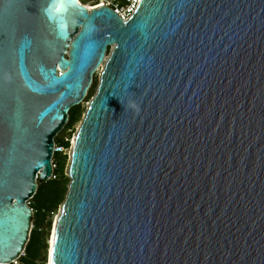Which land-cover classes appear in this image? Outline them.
<instances>
[{
    "label": "water",
    "instance_id": "obj_1",
    "mask_svg": "<svg viewBox=\"0 0 264 264\" xmlns=\"http://www.w3.org/2000/svg\"><path fill=\"white\" fill-rule=\"evenodd\" d=\"M100 66L51 264H264V0H0V264Z\"/></svg>",
    "mask_w": 264,
    "mask_h": 264
},
{
    "label": "rangeland",
    "instance_id": "obj_2",
    "mask_svg": "<svg viewBox=\"0 0 264 264\" xmlns=\"http://www.w3.org/2000/svg\"><path fill=\"white\" fill-rule=\"evenodd\" d=\"M94 1L96 0H80V2H82L84 5H87L90 7L93 6ZM102 66H100L99 69L94 74L93 82L88 91V95L86 96L84 101L80 103L79 105L73 107L76 110L75 112L76 115H75V121L70 126V129H68V125L66 124L64 129L59 133V135L55 139L56 140V152L54 154L53 161H55L56 170H55V175L52 178L56 179L60 184L59 186L61 188V195H62L61 198L62 199L59 202H57L58 204L56 206V209H54L55 211L50 213L49 217L46 219V221L42 225L43 234L41 235L40 243L38 245L40 250L38 251V257L36 260V264H48V252L47 251L49 249L50 238L52 237V233H53L56 220L61 213L62 206L65 201L64 198H66L68 187L71 181L70 176H69V169H70L71 154H72L74 139L82 124V121L86 114L89 103L97 92L98 85L100 82V74L103 68ZM63 139L69 142L68 147L57 144ZM56 162H57V165H56ZM50 180L48 181L38 180V184L45 185L46 183L50 182ZM30 206L33 207L32 208L33 209L32 231H33L34 229L36 230L38 228V225L36 222V217H37L36 199L30 200ZM49 220H51V227L49 230V235H48V240H47L48 248L46 249L43 238L47 236V224ZM32 231H31V234H32ZM20 263H22L21 260H20Z\"/></svg>",
    "mask_w": 264,
    "mask_h": 264
},
{
    "label": "trees",
    "instance_id": "obj_3",
    "mask_svg": "<svg viewBox=\"0 0 264 264\" xmlns=\"http://www.w3.org/2000/svg\"><path fill=\"white\" fill-rule=\"evenodd\" d=\"M80 3L83 4L82 2ZM97 3L98 2L96 0L93 2V5ZM87 7H90V6H87ZM75 112L76 110L74 108L71 109L69 112V121L67 123L68 129H70V126L75 121V115H76ZM55 143H56V140H55ZM57 144L68 147L69 142L63 139ZM53 164L55 165V161H53ZM56 165H57V162H56ZM55 170H56V167L54 169V175H55ZM59 185H60L59 182L53 178H51L50 182L46 183L45 185L38 184L37 193L32 198V199H36L37 201L36 222H37L38 228L32 231V234L30 236V241L26 245V249L24 252L25 254H23L18 259V264H36V260L38 257V251L40 250L38 245L40 243L41 235L43 234L42 225L46 221V219L49 217L50 213L55 211L54 209H56V206L58 204L57 202H59L62 199L61 198L62 196L61 188ZM50 227H51V220H49L47 224V236L43 238L46 249L48 248L47 240H48ZM20 260L22 263H20Z\"/></svg>",
    "mask_w": 264,
    "mask_h": 264
},
{
    "label": "built area",
    "instance_id": "obj_4",
    "mask_svg": "<svg viewBox=\"0 0 264 264\" xmlns=\"http://www.w3.org/2000/svg\"><path fill=\"white\" fill-rule=\"evenodd\" d=\"M141 0H97V4L91 6L97 8L100 6H109L112 8L121 18L126 20L136 10ZM56 151V150H55ZM53 169L55 165L53 164ZM10 264H18V260L13 261Z\"/></svg>",
    "mask_w": 264,
    "mask_h": 264
},
{
    "label": "bare ground",
    "instance_id": "obj_5",
    "mask_svg": "<svg viewBox=\"0 0 264 264\" xmlns=\"http://www.w3.org/2000/svg\"><path fill=\"white\" fill-rule=\"evenodd\" d=\"M79 3H80V1L79 0H77ZM81 4V3H80ZM87 8H91V7H87ZM89 91V90H88ZM74 142H75V139H74ZM56 224V223H55ZM54 231H55V228L53 229V233H52V237L50 238V246H49V250L51 251V246L53 245V240H54ZM48 264H51V252H50V254H49V260H48Z\"/></svg>",
    "mask_w": 264,
    "mask_h": 264
},
{
    "label": "flooded vegetation",
    "instance_id": "obj_6",
    "mask_svg": "<svg viewBox=\"0 0 264 264\" xmlns=\"http://www.w3.org/2000/svg\"><path fill=\"white\" fill-rule=\"evenodd\" d=\"M80 1V0H79Z\"/></svg>",
    "mask_w": 264,
    "mask_h": 264
}]
</instances>
